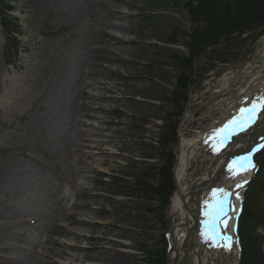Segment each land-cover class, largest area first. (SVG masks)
Returning a JSON list of instances; mask_svg holds the SVG:
<instances>
[{
	"label": "rangeland",
	"instance_id": "374dc122",
	"mask_svg": "<svg viewBox=\"0 0 264 264\" xmlns=\"http://www.w3.org/2000/svg\"><path fill=\"white\" fill-rule=\"evenodd\" d=\"M186 1L133 0L132 9L117 4L132 15L123 24L131 23L138 32L139 37L127 33V38L145 37L152 31L157 43L154 48L144 44L129 46L132 54L123 55V64L110 62L112 56L108 52L97 53L96 63L111 71L103 72L101 81L116 85L115 106L132 116L96 113L104 118L100 126L105 135L115 137L109 145L113 153L95 163L86 178L80 176L78 185L60 184L54 188L53 183L37 174L39 169L29 156L42 159L39 117L46 101L43 96L58 52L74 47L78 30L67 21L60 28L36 22L35 0H0V170L13 160L27 161L24 164L36 176L33 198L24 210L23 218L29 221L18 227L24 234L11 240L14 245L26 246L22 241L25 235L37 232L43 246L54 250V241L70 240L63 233L70 229L94 235L83 242L90 244L88 255L93 264H148L145 258L149 250L156 252L159 260L165 252L164 258L168 259L166 243L180 222L179 213L171 210L176 192L168 174L171 168L173 175L179 156L177 132L183 133V138H195V133L227 115L226 110L212 111V106L246 87L242 75L246 67L264 64V20L257 24L244 21L233 31L218 30L203 16L190 17L185 6L178 12L173 10L176 3L182 6ZM174 28L178 29L176 38ZM170 42L177 45H169ZM94 90L102 92L99 88ZM144 99L154 104V110L145 112L141 106ZM118 121L124 125L118 126ZM151 123L154 127L149 132ZM174 126L175 136L167 148L169 131ZM116 144L123 148L121 151L134 146L137 160L128 162L114 154ZM33 149L39 151H26ZM205 152L206 160L195 163L189 175L204 172L210 165L212 150ZM253 161L258 174L263 173L264 150ZM102 173L106 174L104 189L98 187ZM150 173L155 176L151 183L142 184ZM259 179L264 186V176ZM211 201L212 197L205 196L204 210L209 209ZM82 218L90 221L88 226L74 224L75 219ZM67 253L83 255L82 251L70 249ZM114 254L123 260L113 263Z\"/></svg>",
	"mask_w": 264,
	"mask_h": 264
},
{
	"label": "bare ground",
	"instance_id": "6f19581e",
	"mask_svg": "<svg viewBox=\"0 0 264 264\" xmlns=\"http://www.w3.org/2000/svg\"><path fill=\"white\" fill-rule=\"evenodd\" d=\"M132 2L133 0H35L33 4L36 22L49 23L50 26L57 25L60 28L63 22L67 21L69 26H76L78 30L77 37L73 40L74 47L72 49L66 47L62 53L58 52L53 74L43 96L46 101L42 106L44 111L39 117V122L42 124L40 149L42 159L29 156L36 169H39L37 174L53 183L54 188L60 184L78 185L80 176L86 178V175L94 170L95 163L105 159V154L113 151L109 145L113 143L115 137L105 135L104 127L100 126L104 118L96 113L116 112L123 117L132 116L115 106L118 102L114 96L116 85L101 81L104 78L102 73L111 74V71L96 63L99 52H108L112 56L110 62L123 64V55L132 54L129 46L144 44L146 47H155L157 35L152 31L141 38L126 37L127 33L138 36V32L133 29L131 23L128 26L123 24L125 19L130 21L132 15L117 4H124L132 9L135 7ZM98 36L106 38L103 40ZM242 75L246 87L234 92L229 99H223L212 106V111L222 113L226 110L227 115L213 122L203 131L197 132L195 138H181L180 155L175 171L179 192L173 198L171 205L172 212L179 213L180 222L175 226L171 239L172 258L175 255L180 258L183 256L181 245L187 231L183 225L189 228L194 222L189 206L192 210L193 205L196 208L198 206L203 211L201 200H196V191L219 182L223 174L220 171L227 169L229 160L227 156L237 154L240 150L242 152L245 147L236 144L218 155L220 146L226 141L229 133L238 135L244 131L239 120L250 110V115L261 116L260 111L264 108V64L246 67ZM95 88H99L102 92L95 91ZM153 105L150 100L144 99L141 106L145 112H148L154 110ZM232 115L234 118L229 122L231 119L229 116ZM228 118L229 120L226 121ZM117 125L123 126L124 123L118 121ZM153 127L152 123L147 127L149 132ZM218 141L221 143L217 144ZM118 145L116 144L117 152L114 154L127 159L128 162L137 160L134 146L130 145L128 150L121 151L123 148ZM210 148L213 153L211 165L204 172L189 175L195 163L199 164L200 161L206 160L205 150H211ZM196 153L199 155L196 156ZM244 158L245 156H242L240 162ZM25 162L13 160L0 170V264H93L90 263L88 255V250H91L90 244L83 245L84 241L88 242V239L94 237L93 234L85 235L77 230L64 229V235L70 240L54 241L53 244L56 246L54 250L43 246L37 232L25 235L22 241L26 246L20 247L12 243V239L18 240V237L24 234L18 227L28 224L29 220L23 218L24 210L33 198L31 190L36 176L33 169L24 164ZM232 171L229 172L230 176ZM233 176L234 178L227 182L220 195L214 198L210 212L212 218L207 224V237L202 235L199 237L203 247L208 241L220 242L223 254L220 251L218 254L221 258H225L228 264H237L238 261V238L235 235V228L242 204V192L238 191V188L243 189L246 186L251 176V169L244 166L240 173ZM208 195L216 196V193L208 192L202 200ZM182 200H185L188 211L184 210ZM231 200L233 207L227 208ZM69 217L74 218V214H70ZM73 222L78 226H88L90 223L83 218L75 219ZM95 223L104 225L102 222ZM68 249L82 251L83 255L67 253ZM111 258L113 263L123 260L115 254ZM212 262L214 263L213 259Z\"/></svg>",
	"mask_w": 264,
	"mask_h": 264
},
{
	"label": "trees",
	"instance_id": "16d2710c",
	"mask_svg": "<svg viewBox=\"0 0 264 264\" xmlns=\"http://www.w3.org/2000/svg\"><path fill=\"white\" fill-rule=\"evenodd\" d=\"M159 5L161 4L159 3ZM184 6L188 9L190 17L196 19V16H203L205 22L209 20L210 25L218 30L233 31L244 21L257 24L259 20H264V0H188ZM246 15H250V17L247 18ZM232 19H235L236 22L231 23ZM173 32L175 33L174 38H176L178 29L174 28ZM173 128L169 131L170 142L167 141L165 145L167 148L171 146L172 138L175 136L176 126ZM168 174L171 180V168H169ZM261 175L264 176V172L260 174L245 195V209L239 228L242 247L241 264H264V186L259 183ZM154 177L151 173L147 174L141 183L144 185L151 183ZM106 183L100 182V187L104 189ZM164 254L165 252L159 260L156 252L149 250L145 262L165 264Z\"/></svg>",
	"mask_w": 264,
	"mask_h": 264
},
{
	"label": "water",
	"instance_id": "95a60500",
	"mask_svg": "<svg viewBox=\"0 0 264 264\" xmlns=\"http://www.w3.org/2000/svg\"><path fill=\"white\" fill-rule=\"evenodd\" d=\"M259 125H261V123H260ZM258 129H259V126L257 125V126L254 128V133H257V132H258ZM254 133L251 132V133H249V135L253 137V136H254ZM183 201H184V200H183ZM193 232H194V230H192V231L188 234L187 238L184 240V244H183L184 258H183V262H182L181 264H190V260H191V258H190V254H189V250H188V248H189V246H188V241H189V237H190V235L193 234ZM178 261H179V259L176 258V260H175V264H178Z\"/></svg>",
	"mask_w": 264,
	"mask_h": 264
},
{
	"label": "snow or ice",
	"instance_id": "6c2138e0",
	"mask_svg": "<svg viewBox=\"0 0 264 264\" xmlns=\"http://www.w3.org/2000/svg\"><path fill=\"white\" fill-rule=\"evenodd\" d=\"M253 168L255 167V165H251ZM240 185H238V187H239ZM237 197L239 198V196H238V194H237Z\"/></svg>",
	"mask_w": 264,
	"mask_h": 264
}]
</instances>
